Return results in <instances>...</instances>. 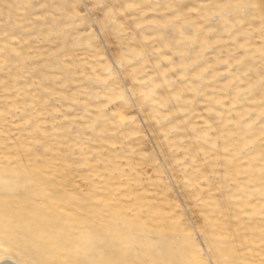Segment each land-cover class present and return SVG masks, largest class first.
Segmentation results:
<instances>
[{
  "label": "rangeland",
  "instance_id": "374dc122",
  "mask_svg": "<svg viewBox=\"0 0 264 264\" xmlns=\"http://www.w3.org/2000/svg\"><path fill=\"white\" fill-rule=\"evenodd\" d=\"M0 194L264 264V0H0Z\"/></svg>",
  "mask_w": 264,
  "mask_h": 264
},
{
  "label": "bare ground",
  "instance_id": "6f19581e",
  "mask_svg": "<svg viewBox=\"0 0 264 264\" xmlns=\"http://www.w3.org/2000/svg\"><path fill=\"white\" fill-rule=\"evenodd\" d=\"M9 173L6 176L10 178ZM5 174L3 173V176ZM11 174L18 177V173ZM25 174L22 176H26ZM30 175L18 180H15L14 176L11 179L6 177L9 182L15 181L12 182L13 187L6 184L7 187L10 186L8 191L13 193V196L15 194L31 198L46 190L45 186V189L42 188L41 183L32 184ZM36 177L38 178L35 175ZM2 195L5 196L4 193ZM56 198L58 199V196ZM16 202L20 205L19 209L14 210L12 203H7L0 194V245L18 252L17 255L12 251L0 255V264H29L35 258L38 264H192L187 249L175 244L177 241L173 236V229L162 231L143 222L139 216L126 219L123 215V218H120L123 210L119 206L113 207L116 212L115 215L111 213L113 216L105 214L107 209H104L103 205L99 207L104 209L105 217L99 215L100 212L96 213L99 208H94L97 210L93 213L92 210L88 211L89 209L75 213L65 210L60 212L61 208H57L59 211L53 213L54 215L50 214L51 217L49 212H46L48 217L46 214H40L41 220L37 221V215L34 213L38 208L36 205L24 198H19ZM51 205L49 204V207ZM60 206L66 209L68 201H59L56 207ZM109 210V214L113 212L110 208ZM97 220L106 221V226H103V223L104 228L95 226L94 222ZM72 223H76L77 228H80V237L76 236L78 233H72ZM84 228L86 229L83 230ZM216 257H219V264H226L222 257Z\"/></svg>",
  "mask_w": 264,
  "mask_h": 264
}]
</instances>
